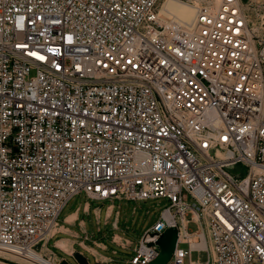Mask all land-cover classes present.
Listing matches in <instances>:
<instances>
[{
    "label": "built area",
    "instance_id": "obj_1",
    "mask_svg": "<svg viewBox=\"0 0 264 264\" xmlns=\"http://www.w3.org/2000/svg\"><path fill=\"white\" fill-rule=\"evenodd\" d=\"M159 2L0 0V264H61L79 194L169 201L131 264L169 226L168 264H264V2L200 0L189 27Z\"/></svg>",
    "mask_w": 264,
    "mask_h": 264
},
{
    "label": "crops",
    "instance_id": "obj_2",
    "mask_svg": "<svg viewBox=\"0 0 264 264\" xmlns=\"http://www.w3.org/2000/svg\"><path fill=\"white\" fill-rule=\"evenodd\" d=\"M70 200L60 212L62 215L57 221L55 230L48 238L49 251L58 259L66 261H68L66 257H73L75 252H79L86 259L85 255H92L95 262L100 264H131V257H122L119 250L132 248L134 252L136 247H132V241L126 236V232L120 230L118 222L121 204L115 203L116 201L130 200L120 198L91 199L84 194H79L72 208ZM68 204L70 207L65 211ZM86 217H93L96 220V230L97 233L102 234L101 238H95L94 232L88 231ZM102 217L103 227L100 225ZM102 228L105 230L100 232Z\"/></svg>",
    "mask_w": 264,
    "mask_h": 264
},
{
    "label": "rangeland",
    "instance_id": "obj_3",
    "mask_svg": "<svg viewBox=\"0 0 264 264\" xmlns=\"http://www.w3.org/2000/svg\"><path fill=\"white\" fill-rule=\"evenodd\" d=\"M183 2H186V0H180ZM196 1L200 0H190L189 4H193ZM263 1L264 0H260ZM160 2H162L160 0ZM158 5V11L160 7V3ZM260 9L262 14H264V9L262 10L257 2H253L249 7L248 10L251 13L252 17L255 16L256 12ZM241 176L244 175V169L241 168ZM184 198H186V194L184 193ZM77 200V195L71 198V208L74 206ZM116 204L120 203V217H119V226L121 232H126V236L132 241V247H136L139 241V238L142 236V234L158 219L160 212L169 204V201L166 198H159V199H148L145 201H116ZM70 205L68 204L65 208V211L68 210ZM103 207V206H102ZM62 213L58 217L60 219ZM86 226L89 232H94L95 238H101L102 234L97 233V223L96 220L93 219V217H86ZM103 217L100 221L101 227H103ZM189 231H193L196 229V225L193 222H190L187 226ZM105 228H102L100 232H103ZM203 234L206 236L207 232H203ZM194 241V238L191 239ZM197 240V239H196ZM184 248H186V244L183 245ZM120 255L124 258H130L134 252L132 251V248L129 250H119ZM61 255V253H59ZM88 259V264H95L94 257L92 255H85ZM206 258V253L204 251L200 252H194L192 253L191 260H204ZM68 262L70 264H77L74 262L72 257H66ZM185 264H189L187 262V258H185Z\"/></svg>",
    "mask_w": 264,
    "mask_h": 264
},
{
    "label": "bare ground",
    "instance_id": "obj_4",
    "mask_svg": "<svg viewBox=\"0 0 264 264\" xmlns=\"http://www.w3.org/2000/svg\"><path fill=\"white\" fill-rule=\"evenodd\" d=\"M161 1L162 2H160L161 4L159 7V14L163 20L166 21L170 18H173L179 20L186 27H189L191 25L195 14L194 4H189L180 0H161ZM196 236L199 237V240H196L197 238ZM193 238L194 241L191 240V247L204 246L206 244V236L203 234L201 230L197 232L195 235H193ZM186 258H187V262H189L188 257Z\"/></svg>",
    "mask_w": 264,
    "mask_h": 264
},
{
    "label": "water",
    "instance_id": "obj_5",
    "mask_svg": "<svg viewBox=\"0 0 264 264\" xmlns=\"http://www.w3.org/2000/svg\"><path fill=\"white\" fill-rule=\"evenodd\" d=\"M177 234V227L169 226L159 235L156 241L159 247L158 254L154 259L148 262V264H168L175 249ZM72 258L77 264H88L87 259L79 252H75ZM61 264L70 263L66 260H62ZM95 264L100 263L95 262Z\"/></svg>",
    "mask_w": 264,
    "mask_h": 264
}]
</instances>
